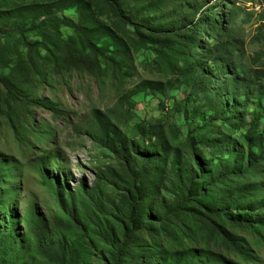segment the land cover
Returning a JSON list of instances; mask_svg holds the SVG:
<instances>
[{
  "label": "rangeland",
  "instance_id": "1",
  "mask_svg": "<svg viewBox=\"0 0 264 264\" xmlns=\"http://www.w3.org/2000/svg\"><path fill=\"white\" fill-rule=\"evenodd\" d=\"M157 1L119 0L130 19L150 29L171 11L172 6L162 9ZM211 4L218 27L213 41L206 36L202 41L213 44L219 30L228 28L245 42L238 70H264V29L258 33L264 26V0ZM85 5H91V17L101 28L113 27L128 42L123 63V55L115 53L122 42L92 36L102 51L114 54L121 72L103 54L102 70L94 72L64 61L68 44L84 55H98L83 36L63 25L66 20L81 23ZM221 15L229 17L226 28ZM0 26L5 29L0 33V264H59L39 254L37 228L46 246L64 250L65 264L126 263L117 260L116 246L123 244L124 197L134 178L110 150L115 132L129 142L139 165L149 158L155 170L136 204L142 223L151 224L136 232L133 245L159 252L158 260L147 258L145 264H171L180 254L182 260L190 257V264H197L198 256L201 264H264V209L250 214L253 227L212 215L213 224L240 241L237 252L209 233L201 220L208 212L206 201L197 192L214 181L217 197L245 186L250 205L264 202V161L250 162L254 157L244 139L252 105L233 107L231 100L230 112L217 121L212 118L219 113L209 103L230 104L229 95L218 90L220 80L198 100L187 97L189 88L180 81L166 88L170 77L157 69L154 49L133 43L135 27L114 16L105 0H0ZM257 54H262L258 63ZM157 83L164 94L157 92ZM259 133L264 135V118ZM202 171L205 175L198 178ZM57 188L67 200L76 198L83 225L59 208Z\"/></svg>",
  "mask_w": 264,
  "mask_h": 264
},
{
  "label": "trees",
  "instance_id": "2",
  "mask_svg": "<svg viewBox=\"0 0 264 264\" xmlns=\"http://www.w3.org/2000/svg\"><path fill=\"white\" fill-rule=\"evenodd\" d=\"M189 1V2H188ZM212 0H158L157 5L162 9H170L165 16L164 23H160L155 29H150L145 25L140 24L137 20L130 19L121 8L119 0H105L110 12L121 19L127 25L135 27V35L137 39L132 40L133 43L140 46H151L155 51L156 61L159 62V71L167 73L170 77L166 81V88L171 87L174 82H179L186 88H189V97L198 100L211 91L213 83L217 79L221 81L218 84V90L224 91L229 95L230 104L221 103L220 101H212L209 103V108L214 111V114L219 113L213 117V120H220L221 116H225L230 112V106L246 108L253 106L251 112V120L249 121L248 130L244 134V139L250 150L251 163H258L264 161V135L259 133L261 120L264 118V70L263 69H245L238 70L236 60L238 54H243L245 51V42L231 36L228 32L230 24L229 17L226 19L221 15L223 25L225 26V33L220 29L221 36L217 38L216 42L202 41L203 37H208L209 41H213L212 32L218 27L217 12L214 10V5L207 6ZM235 1H232L234 7ZM206 6V7H205ZM82 22L75 23L74 21L66 20L63 25L73 28L77 33L84 37L85 41L93 48L96 57L91 55H84L79 53L76 46L68 44L64 61L67 64L78 68H87L94 72L102 70V62L99 54L107 57V61L111 62L113 70L121 72V65L114 54L107 55L101 48L93 41L92 36L107 35L111 42H122L123 46L119 45L115 49V53L123 55V63H126L128 58L127 46L128 42L124 40L113 27L102 24H97V21L91 17L93 13L91 5L82 7ZM264 26H261L258 33ZM4 27L0 26V33L4 32ZM207 32V34H206ZM259 39V38H258ZM201 41V43H200ZM126 46V47H124ZM200 51V53H198ZM262 58V54H257L254 61L258 63ZM124 75V74H123ZM215 77H214V76ZM157 92L164 94L160 85L155 84ZM219 100V99H216ZM232 100V103H231ZM185 114V113H184ZM185 117V115H184ZM101 126L105 134H109L110 129L101 120ZM191 134V131H188ZM110 150L114 158L122 164L123 170L132 175L134 178L133 189H131L128 197H124V204L128 207L126 214L122 218L123 227V244L116 246V257L120 260H126L124 264H145V259L158 260L159 252L155 248H150L146 251L141 246L134 247L133 239L136 232L140 229H146L151 224L150 221L142 223V216L139 213L136 204L139 200L140 190L143 186L148 187L146 179L154 176L155 170L152 165V159L145 158L141 165L134 160V154L130 149L129 142L126 139H121L117 132L111 138ZM254 149L257 151L254 152ZM200 161V160H199ZM198 161V162H199ZM3 160L0 159V174L2 171ZM199 165L200 162H199ZM141 169L143 172L135 174L137 170ZM232 174V173H231ZM205 175L204 171L200 172L198 178ZM139 181V185L137 184ZM149 181V180H147ZM211 182L208 187H204L200 192L202 199L206 201V208L208 212L202 213V222L208 223L207 230L211 235H218L229 248L240 252V241L234 235L227 232L223 227L217 226V222L213 224V214L223 215L227 220H232L235 224L242 227H253L250 214L264 209V202L259 205H250L247 202L249 194L245 186L238 187L227 194H221L219 197L212 193ZM137 184V185H136ZM57 199L59 208L69 214L74 223L83 225L80 214L79 204L76 198L71 195L70 200L66 199L63 189L57 188ZM250 205L249 207H246ZM240 214L236 216V214ZM243 214H246L245 217ZM211 223V224H210ZM11 229H13L11 227ZM154 231L159 229V226L153 227ZM38 252L50 261L65 264L66 255L64 250L53 251L50 247L44 244L42 237V229H36ZM193 255V254H192ZM183 258L184 255L180 254ZM180 258L172 263L190 264ZM195 258V256H194ZM128 259V260H127ZM203 257L197 258L195 263L201 264ZM185 262V263H184ZM171 263V264H172ZM193 263V262H192ZM191 263V264H192ZM167 264V263H164ZM170 264V263H169Z\"/></svg>",
  "mask_w": 264,
  "mask_h": 264
}]
</instances>
